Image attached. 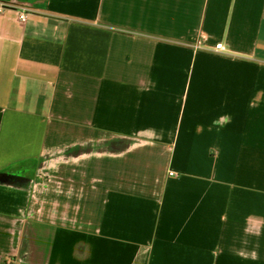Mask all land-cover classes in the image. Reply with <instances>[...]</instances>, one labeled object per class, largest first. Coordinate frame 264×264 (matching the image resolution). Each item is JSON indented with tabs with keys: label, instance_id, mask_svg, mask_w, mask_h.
<instances>
[{
	"label": "crops",
	"instance_id": "obj_1",
	"mask_svg": "<svg viewBox=\"0 0 264 264\" xmlns=\"http://www.w3.org/2000/svg\"><path fill=\"white\" fill-rule=\"evenodd\" d=\"M0 6V264H264V0Z\"/></svg>",
	"mask_w": 264,
	"mask_h": 264
},
{
	"label": "built area",
	"instance_id": "obj_2",
	"mask_svg": "<svg viewBox=\"0 0 264 264\" xmlns=\"http://www.w3.org/2000/svg\"><path fill=\"white\" fill-rule=\"evenodd\" d=\"M4 9V6H0V12H2ZM20 21H26L29 11L27 9L20 10ZM207 48V38L205 36H201L194 44V49L195 50H201ZM216 52H224L226 53L228 50L227 48L223 47L222 45H217L215 48Z\"/></svg>",
	"mask_w": 264,
	"mask_h": 264
}]
</instances>
